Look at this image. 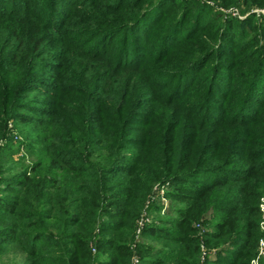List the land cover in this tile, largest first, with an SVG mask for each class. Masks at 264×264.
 <instances>
[{
    "label": "trees",
    "instance_id": "trees-1",
    "mask_svg": "<svg viewBox=\"0 0 264 264\" xmlns=\"http://www.w3.org/2000/svg\"><path fill=\"white\" fill-rule=\"evenodd\" d=\"M252 9L264 0H0V264H250L264 195ZM22 150L31 162L1 159ZM155 187L176 216L136 240Z\"/></svg>",
    "mask_w": 264,
    "mask_h": 264
},
{
    "label": "rangeland",
    "instance_id": "rangeland-1",
    "mask_svg": "<svg viewBox=\"0 0 264 264\" xmlns=\"http://www.w3.org/2000/svg\"><path fill=\"white\" fill-rule=\"evenodd\" d=\"M210 5H212V3H210ZM221 11L223 13H229V12H233V15L238 16V12H236V10H225V9H221ZM250 12H255V13H261L264 14V9H252L250 10ZM243 18V17H240ZM14 136H13V141L16 144L15 146H17V144H19L20 142H22V138L23 135L20 134V132H16L14 131ZM12 133V134H13ZM5 143V142H4ZM3 143V144H4ZM23 151V150H22ZM19 151L18 153L14 154L13 156H10L9 153H4L1 156V159L4 158V160H8L10 157H12V159H14V161L20 159L22 157V155H24L23 157H25L26 163L29 161L31 162V158L30 156H26L25 152L23 151ZM4 167H7V164L4 165ZM163 191V193H161ZM161 192H158V194H155V206L159 207V210L154 209L153 207H148V209H146L145 211V216L148 219L149 223L151 224H158L159 223V219L162 218H169L172 217L174 218L176 216V212L175 209L178 206L177 204L172 203L167 197H166V188H162ZM261 197H264L261 196ZM140 238V235H139ZM142 240V239H139ZM8 261H15V258L12 255L9 256H5L2 260V264H8ZM20 261V257L17 258V262ZM262 260H260L258 262V264H261ZM15 263V262H14ZM10 264V262H9ZM20 264V262H19Z\"/></svg>",
    "mask_w": 264,
    "mask_h": 264
},
{
    "label": "built area",
    "instance_id": "built-area-1",
    "mask_svg": "<svg viewBox=\"0 0 264 264\" xmlns=\"http://www.w3.org/2000/svg\"><path fill=\"white\" fill-rule=\"evenodd\" d=\"M162 188L155 187L154 188V193L158 194V192H161ZM163 193V191L161 192ZM258 210H259V215H260V220L258 222V228L260 231V238L257 243V252L255 258H253L250 261V264H258L260 260H264V197H261L259 199L258 203ZM148 219L145 216V212L141 215V218L137 221V228H136V235L135 238L138 240L141 228L145 223H148ZM138 260L135 255H133L131 264H137Z\"/></svg>",
    "mask_w": 264,
    "mask_h": 264
}]
</instances>
